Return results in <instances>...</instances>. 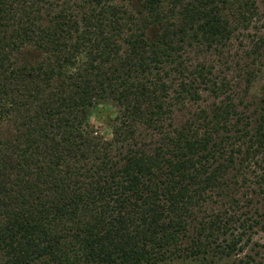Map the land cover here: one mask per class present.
Instances as JSON below:
<instances>
[{
	"label": "trees",
	"instance_id": "obj_1",
	"mask_svg": "<svg viewBox=\"0 0 264 264\" xmlns=\"http://www.w3.org/2000/svg\"><path fill=\"white\" fill-rule=\"evenodd\" d=\"M258 20L256 0H0V264H264Z\"/></svg>",
	"mask_w": 264,
	"mask_h": 264
},
{
	"label": "rangeland",
	"instance_id": "obj_2",
	"mask_svg": "<svg viewBox=\"0 0 264 264\" xmlns=\"http://www.w3.org/2000/svg\"><path fill=\"white\" fill-rule=\"evenodd\" d=\"M257 6L259 9V20H258V26L260 27V34L264 37V0H256ZM135 9H139L137 3H135L134 6ZM261 43V42H260ZM260 46V45H259ZM264 47V46H262ZM260 54L263 55V58L256 57L257 63L255 66H253V81L250 85V89L248 92V100H255V102H258L263 98V88H264V52L262 50H259ZM35 54L30 53H24L22 56H20V62H24L25 59L30 60L31 58H34ZM36 57V56H35ZM255 58V57H254ZM245 84L243 83L242 87ZM258 243L259 246L256 247H249L246 249L245 254H250L252 251L251 249L254 248L253 254L257 251L260 252V255L257 256V259H263L264 260V233H259L254 239ZM243 256V255H241ZM236 261L234 257L230 259H224L223 261H215V264H233V262ZM171 264H198L196 262H191L189 260H177L172 262Z\"/></svg>",
	"mask_w": 264,
	"mask_h": 264
},
{
	"label": "clouds",
	"instance_id": "obj_3",
	"mask_svg": "<svg viewBox=\"0 0 264 264\" xmlns=\"http://www.w3.org/2000/svg\"><path fill=\"white\" fill-rule=\"evenodd\" d=\"M78 61H84L86 60V54H81V56L77 57ZM73 72H75V69H72Z\"/></svg>",
	"mask_w": 264,
	"mask_h": 264
}]
</instances>
